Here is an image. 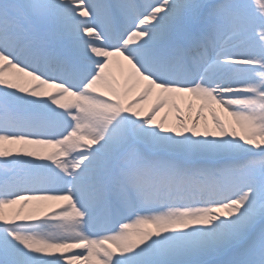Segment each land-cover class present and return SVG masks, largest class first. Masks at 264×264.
I'll return each mask as SVG.
<instances>
[{
  "label": "snow or ice",
  "instance_id": "1",
  "mask_svg": "<svg viewBox=\"0 0 264 264\" xmlns=\"http://www.w3.org/2000/svg\"><path fill=\"white\" fill-rule=\"evenodd\" d=\"M0 264H264V0H0Z\"/></svg>",
  "mask_w": 264,
  "mask_h": 264
}]
</instances>
